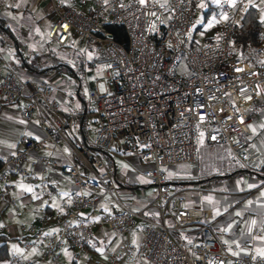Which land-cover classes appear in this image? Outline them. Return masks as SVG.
Here are the masks:
<instances>
[{
    "label": "built area",
    "instance_id": "1",
    "mask_svg": "<svg viewBox=\"0 0 264 264\" xmlns=\"http://www.w3.org/2000/svg\"><path fill=\"white\" fill-rule=\"evenodd\" d=\"M50 3L54 22L48 37L62 46L70 33L97 49L94 65L100 69L104 91L92 84L87 93L93 124L89 145L80 144L73 122L89 115L59 107L54 88L47 83L22 80L15 71L2 72L0 104H18L26 121H35L43 137L23 136L7 158L0 160V186L15 176L35 186L48 197V158H39L38 170L25 166L33 151L53 153L63 141L75 158L60 168L73 188L68 205L56 220L55 232H46L48 217L41 213L36 223L20 227L23 251L35 250L40 260L58 264L61 250L71 249L76 263L79 251L91 250V230L104 229L120 238L116 251H106L100 264H121L140 259L142 264H264L253 250L231 256L210 228L209 209L187 207L178 192L170 189L165 170L197 161V129L207 146L224 145L229 162H253L258 154L246 153L251 115L264 102V60L254 64L232 52L233 27L249 4L264 0H220L214 15L210 40L190 43L198 0H77L89 11L61 8ZM63 26L65 29H63ZM110 27L123 30L119 41ZM64 36L61 42L58 38ZM134 157L151 168L141 177L154 188L145 209L133 210L116 193L113 171L101 156ZM4 192L0 191V201ZM109 200L112 210L96 219L83 220V213ZM137 234L135 244L129 237ZM188 234L184 239L183 235ZM11 264H30L10 257Z\"/></svg>",
    "mask_w": 264,
    "mask_h": 264
},
{
    "label": "crops",
    "instance_id": "2",
    "mask_svg": "<svg viewBox=\"0 0 264 264\" xmlns=\"http://www.w3.org/2000/svg\"><path fill=\"white\" fill-rule=\"evenodd\" d=\"M137 1L143 2L144 0ZM198 1L201 2V0ZM60 3L62 10L72 8L89 11L91 8L89 4L80 7L77 0H61ZM43 4L44 7H42ZM23 14L34 19L49 16L52 23L55 19L50 3L46 1L0 0V19L3 20L5 26L9 28L13 36L10 37V35L0 34V66L2 72H5L7 69L15 71L14 56L23 59V55H21L18 50L17 37L13 31V27L17 26L13 18L22 17ZM25 22L27 24V21ZM32 22H34V20H31L30 23ZM214 28L215 22L212 32ZM211 35L207 37H211ZM196 36L197 35H195V37ZM68 37L65 42L68 40ZM13 38L15 41L12 40ZM203 39L204 37L202 41ZM7 43L14 47L13 51L8 50ZM96 58L97 56L92 59L89 64L94 65ZM20 65L26 66L27 70L30 69L27 67L26 61H21ZM18 104L20 103H13L10 105L0 104V160L8 157L21 137L27 136L35 140H39L43 137V132L35 121H26L19 115ZM61 108L66 111L89 115L87 118H81L83 119L82 123L79 121V118L75 128H73L80 144L83 146L85 145L82 144L81 132L85 134V142L88 146L93 138V134L85 133L84 128L86 126H92L93 124L92 111L88 110L83 102L78 101L72 107L64 108L62 106ZM248 129L250 134L245 139L246 153L248 155L258 154L259 158L253 162L231 163V165L225 168L226 170H219L216 172V175L212 177L218 178H214L211 181L214 187L213 191H211L213 195L207 197L206 200H201L203 195L199 190H196L197 187H195V184L206 181L211 177L204 176L205 178H199L203 176L196 175L194 166L198 162V153L195 164L177 165L190 167H181L172 172H169V169H167L164 172L167 182L181 184L179 185V189L176 191L174 190V192L179 193L184 199V203L187 207L211 210L213 218L210 223V228L224 249L233 257L241 256L248 250H253L257 255L264 256V102L260 108L252 113L248 122ZM56 140L57 150L53 153L42 150L33 151L26 157L25 163L27 168L32 167L38 170L39 165L37 160L39 158H48L51 161L52 164L46 173L47 185L50 191L48 197H40L38 192L35 191L34 185L20 180L15 176H11L6 185L0 186V191L4 192V196L0 201V219L8 222V224L2 228V234L4 235L0 236L5 237L6 240L16 241V244L14 246L12 245L11 249L8 250L10 251L9 259L6 262H0V264H11V256L18 257L22 262L26 261L30 264H40L42 260L37 257L35 250L23 251L21 248L20 227H28L35 224L36 217L44 213L48 217V223L44 228L45 231L48 233L55 232L57 229L55 222L63 214L68 205V194L73 186L70 180L60 173V168L67 163L75 162V158L63 141ZM204 146L210 149L212 147L207 145ZM109 158H111L114 164V178L116 174L115 158H127L131 161L137 160L131 156L122 157L109 155ZM142 166L143 169L141 172L151 168L148 165ZM15 179L29 184L30 188H18L14 182ZM169 186L173 191L174 185L169 184ZM223 187L227 189L226 192L222 189ZM65 189L66 193H63ZM134 189L135 186L131 185L124 194H122V199L129 200L130 202L128 205L131 206L133 210L139 211L145 209L147 206L141 207V201H145L147 198L151 199L154 189L150 194L143 195L142 197H137L134 192H132ZM99 204L93 210L84 212L82 219H96L100 213L112 210L110 202H102ZM144 213H146V215L144 214L145 216L152 219L156 218V213L151 208L145 209ZM188 237V234L183 235L184 239ZM137 239V234H133L129 237V241L132 244H135ZM91 243L93 249L88 251L82 250V252L85 253V264H91L89 262L91 255L97 256L98 262L95 264H100L103 262V255L106 251L114 252L118 249L120 238L113 232L94 228L91 230ZM18 247L21 248V252L16 249ZM67 255L71 261L72 250H61L58 261L63 257L65 258ZM77 262L75 264H77ZM134 262L135 261H123L121 264H133Z\"/></svg>",
    "mask_w": 264,
    "mask_h": 264
},
{
    "label": "rangeland",
    "instance_id": "3",
    "mask_svg": "<svg viewBox=\"0 0 264 264\" xmlns=\"http://www.w3.org/2000/svg\"><path fill=\"white\" fill-rule=\"evenodd\" d=\"M204 1H208L211 6L216 7L219 0H201L197 2V12L194 18V26L200 27V33L195 37V42H201L203 37L210 36L214 25V15L211 7L209 12L204 15L203 13L208 10V6L204 4ZM44 7V4L42 5ZM257 8L258 20H262L263 13L259 5H255ZM31 18V19H30ZM28 15L23 14L22 17L13 18L16 23V27H13V31L18 40V50L23 59L14 58V70L16 74L22 80H30L35 82L49 83L54 88L53 97L56 99L59 107H72L76 102H83L88 110L92 111L93 106L87 98V93L90 90L92 84L96 82L99 91L104 90V85L100 80L99 67L89 64L92 59L97 56V49L93 45H90L77 35L70 33L68 40L63 46H57L49 37L48 31L52 24L49 16L39 17L34 19ZM31 20L34 22L30 23ZM27 21V24L26 22ZM25 22V23H22ZM264 43V38L263 41ZM8 44V43H7ZM8 44V50L14 49L13 46ZM261 60H264V56L261 55ZM21 61H26V66L20 65ZM47 73H46V72ZM78 120L73 122V128H75ZM197 141H198V162L194 166L197 176H203L199 178L212 177L219 170H226L228 165H231L228 161L229 153L224 145L213 146L207 148L204 146L203 136L197 129ZM212 153V154H211ZM181 167L190 166H177L169 168V172H172ZM143 166L139 161H131L127 158H115V189L116 193L122 198V194L131 186H135L132 190L137 197L150 194L153 191V187L149 185L148 181L143 179L140 175ZM221 172V171H220ZM205 176V177H204ZM212 180H206L195 184L196 190L203 195L201 200H206L207 197L213 195ZM16 186L21 189L30 188V185L20 181L14 180ZM180 186H174L173 191L178 190ZM226 192V188H222ZM209 192V193H207ZM66 193V189L63 191ZM124 203H129L127 199H122ZM151 199L147 198L145 201H141V207H145L149 204ZM108 203L109 200H105L104 203ZM100 205V204H99ZM146 215V213H144ZM8 222L0 219V235L2 234L3 226ZM6 244L8 250L11 246L16 244L14 240H7ZM17 247V246H16ZM18 251L20 247L16 248ZM21 252V251H20ZM10 253V251H9ZM80 260L77 264H85V256L82 251L78 252ZM91 264L98 262L97 256L91 255L89 258ZM47 264L46 261H40V264ZM59 264H71L70 258L67 255L65 258H61L58 261ZM133 264H142L140 259H136Z\"/></svg>",
    "mask_w": 264,
    "mask_h": 264
},
{
    "label": "trees",
    "instance_id": "4",
    "mask_svg": "<svg viewBox=\"0 0 264 264\" xmlns=\"http://www.w3.org/2000/svg\"><path fill=\"white\" fill-rule=\"evenodd\" d=\"M204 4L207 5L209 8L207 11H205L203 14L206 15L209 12V9L211 7L212 13L214 14L216 11V7L211 6L208 1H204ZM110 30L115 34L116 38L119 41L124 40V33L123 30L117 27H110ZM200 33V27L194 26L193 22V36L191 39L192 43L195 42V35H198ZM0 34L3 35H10V37H13L11 34V31L7 26H5L3 20L0 19ZM264 38V32L259 26V20L257 17V8L253 4H249L245 7L241 17L238 19V21L235 23L233 27V34H232V52L233 55L242 60H246L249 63H256L261 60V55L264 56V43L262 42ZM205 40H210L211 37H204ZM203 39V40H204ZM13 41L14 38L12 39ZM83 119H79L82 123ZM81 140L82 144H84L87 147V144L85 142V134L81 132ZM197 153L199 154V148ZM107 167L113 170L114 172V164L111 158H109V155L101 156ZM175 167V166H174ZM214 178L218 177H211L207 180H213ZM221 178V177H220ZM170 185L179 186L180 183H169ZM6 238L3 236H0V262H6L9 259V251L7 249L6 244ZM71 264H75L73 261H71Z\"/></svg>",
    "mask_w": 264,
    "mask_h": 264
},
{
    "label": "bare ground",
    "instance_id": "5",
    "mask_svg": "<svg viewBox=\"0 0 264 264\" xmlns=\"http://www.w3.org/2000/svg\"><path fill=\"white\" fill-rule=\"evenodd\" d=\"M63 29H65V28H64V26H63ZM58 39H59L61 42H63V41H64V39H65V37H64V36H62V37H59Z\"/></svg>",
    "mask_w": 264,
    "mask_h": 264
}]
</instances>
